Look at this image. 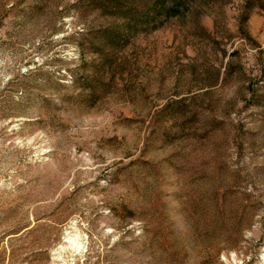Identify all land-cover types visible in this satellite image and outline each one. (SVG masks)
I'll return each mask as SVG.
<instances>
[{"label":"rangeland","instance_id":"rangeland-1","mask_svg":"<svg viewBox=\"0 0 264 264\" xmlns=\"http://www.w3.org/2000/svg\"><path fill=\"white\" fill-rule=\"evenodd\" d=\"M98 1L0 0V264H264V11Z\"/></svg>","mask_w":264,"mask_h":264},{"label":"trees","instance_id":"trees-1","mask_svg":"<svg viewBox=\"0 0 264 264\" xmlns=\"http://www.w3.org/2000/svg\"><path fill=\"white\" fill-rule=\"evenodd\" d=\"M192 3L193 0H99L97 8L117 17L121 23L100 31L97 38L100 45H93L94 52L108 57L125 48L136 35L157 30L169 20L187 15ZM244 9L242 28L254 10L264 11V0H247Z\"/></svg>","mask_w":264,"mask_h":264}]
</instances>
